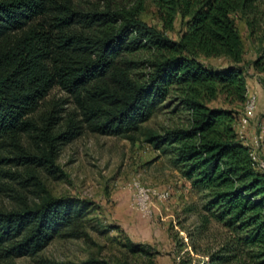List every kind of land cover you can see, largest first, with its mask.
Instances as JSON below:
<instances>
[{"label":"trees","instance_id":"1","mask_svg":"<svg viewBox=\"0 0 264 264\" xmlns=\"http://www.w3.org/2000/svg\"><path fill=\"white\" fill-rule=\"evenodd\" d=\"M131 1L0 0V146L31 132L44 145L40 154L0 156V162L52 167L59 146L77 137L83 123L101 135L135 140L141 134L157 149L172 146L182 175L205 193L192 248L197 251L211 221L223 229L217 248L204 251L203 264H264V173L233 127V111L208 105L219 94L230 102L246 100L238 66L244 52L232 15H248L256 0H150L164 30L178 14L184 20L177 40L140 18L146 0ZM139 51L152 57L124 58ZM200 56H224L231 64L210 68ZM261 60L264 71V54L255 64ZM140 66L149 70L137 77L132 69ZM54 86L72 96L82 124L71 120L55 132L54 115L43 117L42 126L32 116ZM173 93L176 110L188 113L187 124L164 134L142 131ZM88 205L47 195L35 207L0 211V257L36 254ZM80 264L111 263L91 258Z\"/></svg>","mask_w":264,"mask_h":264},{"label":"rangeland","instance_id":"2","mask_svg":"<svg viewBox=\"0 0 264 264\" xmlns=\"http://www.w3.org/2000/svg\"><path fill=\"white\" fill-rule=\"evenodd\" d=\"M92 0H75L85 6ZM116 5L131 0H114ZM248 15L233 14L239 31L243 60L238 66L245 78L246 97H255V109L248 118L244 139L257 156L264 159V0L255 1ZM140 18L147 24L164 30L156 6L146 0ZM185 29L178 14L172 29L164 30L166 36L177 40ZM152 55L139 51L124 58L145 61ZM199 59L210 68H224L231 64L224 56ZM147 66L132 69L137 74L147 72ZM246 98V99H247ZM176 94H171L164 105L142 124V131L150 129L158 134L187 124L188 113L181 106L176 110ZM233 111V127L240 129L246 101L230 102L219 94L208 103ZM79 110L71 95L54 86L40 101L32 114L40 126L43 117L51 119L55 132L65 131L72 120L80 122ZM81 133L59 146L54 166L0 162V211L9 212L25 207H35L43 198H72L85 201L88 207L82 217L71 227L61 229L47 245L34 255L11 258L0 257V264H80L94 258L111 264L127 261L131 264H203L207 261L205 250H214L221 241L223 229L214 221L198 238L197 251L191 246L190 236L198 237L205 193L196 190L185 178L175 161L173 147L159 149L138 134L135 140L126 137L101 135L91 132L83 123ZM258 140L259 146L254 145ZM43 142L33 133H22L15 143L0 146V156L13 159L19 155L40 154ZM165 149V151L163 150ZM256 167V166H255ZM260 170V169H258ZM264 173V170H260ZM137 180L150 191L151 214L143 215L133 207V189L128 185ZM168 192L166 199L157 196ZM137 244L142 250H132Z\"/></svg>","mask_w":264,"mask_h":264},{"label":"built area","instance_id":"3","mask_svg":"<svg viewBox=\"0 0 264 264\" xmlns=\"http://www.w3.org/2000/svg\"><path fill=\"white\" fill-rule=\"evenodd\" d=\"M247 98V97H246ZM245 105V112L244 117L241 119L240 129L237 131L238 137L240 139H244V130L246 128L248 118L253 114V111L255 109V97L250 96L246 100ZM254 145L259 146L258 140H254ZM247 146H249L247 144ZM250 148V155L251 159L256 166L257 169L264 170V159H261L257 156L254 150ZM129 189H133L135 191L134 193V201L132 203L133 207H135L137 210H139L143 215L148 216L151 214L150 209V191L149 189L143 187L137 180H133L128 185ZM160 199H166L168 197V192H162L157 196Z\"/></svg>","mask_w":264,"mask_h":264}]
</instances>
